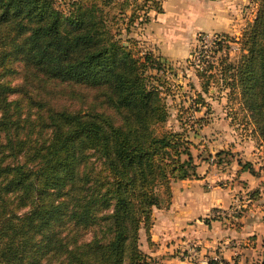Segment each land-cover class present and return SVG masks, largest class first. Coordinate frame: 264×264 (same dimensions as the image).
<instances>
[{
  "label": "trees",
  "instance_id": "16d2710c",
  "mask_svg": "<svg viewBox=\"0 0 264 264\" xmlns=\"http://www.w3.org/2000/svg\"><path fill=\"white\" fill-rule=\"evenodd\" d=\"M255 1L245 49L220 73L264 145ZM154 60L96 1L0 0V264H151L140 233L153 209L170 205L172 181L199 178L182 134L154 132L168 117Z\"/></svg>",
  "mask_w": 264,
  "mask_h": 264
},
{
  "label": "rangeland",
  "instance_id": "374dc122",
  "mask_svg": "<svg viewBox=\"0 0 264 264\" xmlns=\"http://www.w3.org/2000/svg\"><path fill=\"white\" fill-rule=\"evenodd\" d=\"M73 1L76 0H54V4L68 12ZM88 1L100 4L107 24L112 32H119L124 46L130 47L141 58L150 53L155 59L151 63H161L159 70L151 68L147 71L151 78H155L160 98L168 112L167 119L154 126V132L156 135L163 132L182 134L198 177L208 176L202 189L209 193L214 190L211 194L215 193L216 197L227 201V204L209 210L207 216L218 219L220 225H233L236 227L234 230L242 226L240 220L246 223L248 236L242 239L246 244L242 242L230 259H221L226 264H264V145L253 133V125L239 101L237 90H231L220 73L223 59L226 63H233L243 53L244 32L256 17L257 2L239 0L231 30L197 32L190 39L191 48L186 58L170 60L154 48L148 39L150 30H146L149 22H154L156 15L162 11V8L157 11L160 0ZM184 14L194 18V22L197 19L200 21L187 9ZM202 26L215 27L211 23ZM211 35H218L225 41L222 48L226 56L219 53V45L205 43V39ZM182 158L186 159L187 156L183 154ZM181 181L171 182V193L173 185ZM181 190H178L179 193ZM161 208H165L164 204ZM141 234L143 237V230ZM223 246L222 240L218 249ZM190 247L195 249L194 246ZM191 252L194 251H186V255L183 252L181 258ZM210 257L205 252L187 259L183 264H191L196 258ZM153 263L166 264L157 258L151 259Z\"/></svg>",
  "mask_w": 264,
  "mask_h": 264
},
{
  "label": "crops",
  "instance_id": "0c3cea01",
  "mask_svg": "<svg viewBox=\"0 0 264 264\" xmlns=\"http://www.w3.org/2000/svg\"><path fill=\"white\" fill-rule=\"evenodd\" d=\"M238 2L239 0H160L162 11L156 13L154 22H149L146 29L150 30L148 39L166 58L184 59L191 48L190 39L197 32L231 30L234 26L231 24L232 19L239 8ZM186 9L197 15L200 21L197 19L194 22V18L186 17ZM210 23L215 27L203 28L202 24ZM207 177L201 175L200 179L174 183L170 205L167 208H154L152 211L153 224L149 237L145 234L142 237L140 233V248L143 252L166 264H183L187 259L205 252L210 256L230 259L231 254L239 250L242 242L243 245L246 244L242 241L248 236L244 220H240L242 226L234 230L236 227L233 225H220L218 219L207 216L212 208L227 204L223 198L216 197L215 193L211 194L214 190L209 193L202 189ZM179 189H182L181 193ZM222 240L224 246L218 249ZM189 248L194 252L181 258L183 252L185 255L186 251L190 252Z\"/></svg>",
  "mask_w": 264,
  "mask_h": 264
},
{
  "label": "built area",
  "instance_id": "2783aa9c",
  "mask_svg": "<svg viewBox=\"0 0 264 264\" xmlns=\"http://www.w3.org/2000/svg\"><path fill=\"white\" fill-rule=\"evenodd\" d=\"M224 42L225 41L222 40L221 37H219L218 35H211L210 37H207L205 39V43H208L210 45L212 44L214 46L219 45L220 46L219 49H221V50H219L220 51L219 53L226 56V53L224 52V48H222L223 47L222 45L224 44ZM234 49H235V47H234ZM232 50H233V48L230 49L229 51L231 52ZM191 264H226V263L221 258H219L217 256H212L208 259L207 258H196L194 260V262Z\"/></svg>",
  "mask_w": 264,
  "mask_h": 264
}]
</instances>
